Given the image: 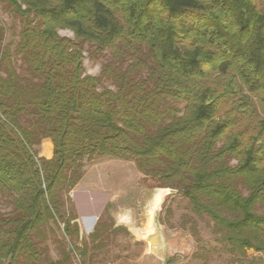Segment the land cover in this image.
Returning <instances> with one entry per match:
<instances>
[{
  "label": "trees",
  "instance_id": "obj_1",
  "mask_svg": "<svg viewBox=\"0 0 264 264\" xmlns=\"http://www.w3.org/2000/svg\"><path fill=\"white\" fill-rule=\"evenodd\" d=\"M1 1L20 29L4 44L0 24V264L39 262L50 223L78 238L69 195L104 158L178 190L232 248L264 252V0ZM85 43L106 56L99 75Z\"/></svg>",
  "mask_w": 264,
  "mask_h": 264
},
{
  "label": "rangeland",
  "instance_id": "obj_2",
  "mask_svg": "<svg viewBox=\"0 0 264 264\" xmlns=\"http://www.w3.org/2000/svg\"><path fill=\"white\" fill-rule=\"evenodd\" d=\"M253 1L259 4V0ZM0 24L7 31L4 44L10 41L16 44L19 20L14 16V8L1 0ZM58 33L74 38L69 29L61 28ZM89 48L90 44L83 45L85 72L99 75L106 56L100 55L93 60L87 52ZM105 85L110 86V82L106 81ZM39 155L44 156V153L39 152ZM120 160L102 162L87 173L92 181L100 174L108 176L106 182L110 184L112 181L124 185L121 187L120 199L108 207V213L103 214L102 221H106V228L103 231L98 230L101 233L98 238L93 239V232L86 228L78 238L77 235L69 238L63 233L62 224H47L43 227V237L36 240L39 242L41 256L39 262L34 264H264L263 251L253 248L238 250L236 246L232 248L222 233L215 230L210 218L195 214L188 200L178 190L177 193L169 195L170 197H164L155 212L152 232H145L141 239V232L146 227L143 228V212L149 208V197L156 188L142 183V174L134 161ZM232 161V164L236 163L235 160ZM2 200L0 198V209L8 210V205ZM69 200L67 212L71 216ZM256 211L264 213V207L259 206ZM118 214H129L130 222L125 225V222L117 221ZM99 224L103 225L102 222ZM77 246L83 247L86 255L80 256Z\"/></svg>",
  "mask_w": 264,
  "mask_h": 264
},
{
  "label": "crops",
  "instance_id": "obj_3",
  "mask_svg": "<svg viewBox=\"0 0 264 264\" xmlns=\"http://www.w3.org/2000/svg\"><path fill=\"white\" fill-rule=\"evenodd\" d=\"M40 152L41 153L43 152L44 157L46 158L52 157L53 145L49 139H44L42 141L40 145ZM116 161L119 162L121 160L117 158H104L90 164L87 167L82 179L70 192L69 198L71 202L72 213L75 217L73 221H75L78 224L80 235H82V233L86 229L87 231H91L92 233L95 229L94 227L95 226L97 227V225L100 222H102L103 224L106 223V221H102L103 214H105V212L108 213V207L111 206V204L116 203V201L120 199L122 195L120 194L121 187L124 186L112 181H110L112 183L110 184L108 183V181L106 182V179H108L109 177L100 174H98V177L94 181H92L90 180V178L87 177L88 176L87 173L93 170L102 162H116ZM157 191L158 190L156 189L153 193H151V197H149L150 200L147 204L149 208H147L143 212L144 213L143 228L144 226L146 227L142 231L144 232L146 231L147 233L148 231L150 233L152 232L151 230L152 223L154 222L153 221L154 218L152 217H155L154 212H156V210L159 208V205L157 207L155 205V198L157 195ZM127 215L118 214L117 216H119V219H117V221L125 222L124 224L126 225L131 220L130 215L129 216ZM143 236L144 233L141 232L140 238L143 239Z\"/></svg>",
  "mask_w": 264,
  "mask_h": 264
},
{
  "label": "water",
  "instance_id": "obj_4",
  "mask_svg": "<svg viewBox=\"0 0 264 264\" xmlns=\"http://www.w3.org/2000/svg\"><path fill=\"white\" fill-rule=\"evenodd\" d=\"M156 189L158 190L157 193H158L160 190L163 191V195H162L161 202H162V200L164 199V197H167V196H169V195H172V194L177 193V190L172 189V188H156ZM161 202L159 203V207H160V205H161Z\"/></svg>",
  "mask_w": 264,
  "mask_h": 264
},
{
  "label": "bare ground",
  "instance_id": "obj_5",
  "mask_svg": "<svg viewBox=\"0 0 264 264\" xmlns=\"http://www.w3.org/2000/svg\"><path fill=\"white\" fill-rule=\"evenodd\" d=\"M162 195H163V191L162 190H160L158 193H157V195H156V198H155V205H156V207L159 205V203L161 202V199H162ZM153 199V198H152ZM152 201V200H151ZM150 201V202H151ZM152 206V205H151ZM155 213V212H154ZM150 218V217H149ZM152 218H154V217H152ZM148 226H149V224H148ZM145 229V228H144ZM144 234H145V232L144 231H142ZM149 232V231H148ZM144 237V236H143Z\"/></svg>",
  "mask_w": 264,
  "mask_h": 264
}]
</instances>
